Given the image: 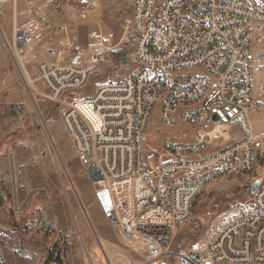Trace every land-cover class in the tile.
<instances>
[{
	"label": "built area",
	"instance_id": "1",
	"mask_svg": "<svg viewBox=\"0 0 264 264\" xmlns=\"http://www.w3.org/2000/svg\"><path fill=\"white\" fill-rule=\"evenodd\" d=\"M39 1L27 0L31 24L14 27L12 63L36 94L63 106L61 120L102 215L127 243L144 244L143 259L131 264H264L262 182L251 192L249 212L205 247L169 250L205 186L231 174L264 177V140L251 120L259 106L253 62L255 44L264 42V0H128L124 48L132 47L135 74L84 97L79 92L110 55L111 36L91 33L98 41L89 60L75 61L74 55L86 56L75 26L52 23ZM49 1L64 14L71 0ZM95 6L91 0L72 5L81 20ZM55 32L64 34L57 43L51 38L58 62H39L33 78L26 61L34 42ZM261 72L264 94V65ZM156 111L165 126H193L194 138L165 140L162 160L148 170Z\"/></svg>",
	"mask_w": 264,
	"mask_h": 264
},
{
	"label": "rangeland",
	"instance_id": "2",
	"mask_svg": "<svg viewBox=\"0 0 264 264\" xmlns=\"http://www.w3.org/2000/svg\"><path fill=\"white\" fill-rule=\"evenodd\" d=\"M82 1L71 0L64 14L55 13L49 0L39 3L52 23L75 26L73 34L86 50L83 58L74 55L75 61L89 60L98 41L91 33L111 36L107 44L113 47L110 55L79 92L84 97L105 84L133 76L137 62L132 47L124 48L125 20L131 12L128 0H91L96 6L85 20L72 7ZM27 8V0H0V264H131L141 260L143 242L127 243L102 215L61 120L63 106L36 94L12 63L9 45L13 44L14 27L31 24ZM63 36L59 32L38 36L26 61L31 74L39 62H58L57 45L51 38L57 43ZM255 52L258 103L264 100L259 89L264 42L255 44ZM123 57L128 58L126 64ZM35 87L45 91L38 82ZM251 120L255 134L264 140V107L253 109ZM193 133L189 124H161L156 111L149 125L147 169L162 160L165 140L187 142L193 140ZM256 175L231 174L205 186L189 220L174 230L169 250L203 248L230 222L246 215Z\"/></svg>",
	"mask_w": 264,
	"mask_h": 264
},
{
	"label": "water",
	"instance_id": "3",
	"mask_svg": "<svg viewBox=\"0 0 264 264\" xmlns=\"http://www.w3.org/2000/svg\"><path fill=\"white\" fill-rule=\"evenodd\" d=\"M127 62H128V58L123 57V59H122V63H123V64H126ZM259 184H260V180L258 179V180H256V181L253 183V185H252V191H251V192H254V191L256 190V188L259 186Z\"/></svg>",
	"mask_w": 264,
	"mask_h": 264
},
{
	"label": "crops",
	"instance_id": "4",
	"mask_svg": "<svg viewBox=\"0 0 264 264\" xmlns=\"http://www.w3.org/2000/svg\"><path fill=\"white\" fill-rule=\"evenodd\" d=\"M262 81H263V77H262V72H261V82L259 83V89H260V85H261V83H262ZM254 85H255V83H254ZM255 88V87H254ZM261 92V91H260ZM262 94V93H261ZM264 95V94H263ZM262 102H264V100L263 101H261V102H258V104H259V106L258 107H264V106H262L261 104H262ZM102 220V219H101Z\"/></svg>",
	"mask_w": 264,
	"mask_h": 264
},
{
	"label": "trees",
	"instance_id": "5",
	"mask_svg": "<svg viewBox=\"0 0 264 264\" xmlns=\"http://www.w3.org/2000/svg\"><path fill=\"white\" fill-rule=\"evenodd\" d=\"M260 182H262V178H260Z\"/></svg>",
	"mask_w": 264,
	"mask_h": 264
}]
</instances>
